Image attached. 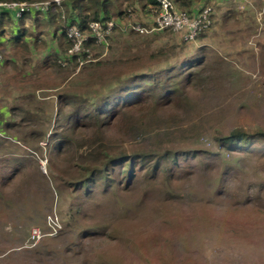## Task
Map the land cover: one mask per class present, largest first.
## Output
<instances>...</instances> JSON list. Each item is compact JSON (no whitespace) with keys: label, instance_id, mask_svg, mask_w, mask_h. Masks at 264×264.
<instances>
[{"label":"rangeland","instance_id":"rangeland-1","mask_svg":"<svg viewBox=\"0 0 264 264\" xmlns=\"http://www.w3.org/2000/svg\"><path fill=\"white\" fill-rule=\"evenodd\" d=\"M62 2L70 7L69 0ZM251 3L238 20L215 23L204 49L195 40L172 57L175 63L199 52L201 63L184 71L196 76L164 109L154 108L159 96L140 103L142 95L138 105L148 108L138 123L139 112L112 125L97 113L72 125L76 113L116 96L114 72L134 63L115 61L153 53L138 46L155 32L134 39L129 29L113 31V49H101L99 65L46 73L38 82L58 86L36 97L20 96L25 89L13 81V49L3 51L0 264H264V138H249L264 134V0ZM23 23L18 26L27 29V38L47 29L31 19ZM8 28L10 35L13 26ZM170 36L162 33L159 41ZM151 64L136 76L162 77L138 80L143 92L150 86L159 92L166 76L179 72L164 62ZM58 95L72 100L59 116L57 105H49ZM118 109L129 108L112 110ZM232 133L240 135L226 141ZM109 159L106 178L98 175L78 188ZM129 162L130 177L121 169ZM33 228L44 234L37 241L30 239Z\"/></svg>","mask_w":264,"mask_h":264},{"label":"trees","instance_id":"trees-1","mask_svg":"<svg viewBox=\"0 0 264 264\" xmlns=\"http://www.w3.org/2000/svg\"><path fill=\"white\" fill-rule=\"evenodd\" d=\"M45 0H0L1 3H10V2H24L26 4H31V3H35V2H42ZM144 1V6L141 8L143 10V13H146L148 17H151L150 12L155 9L156 7V1L155 0H143ZM173 3L175 4V6L177 8H179L180 10H185L188 13H192L195 11L191 10V6L195 3H200L201 0H172ZM204 1V3H202L201 9L209 6L212 11H211V15L209 16L210 19V26L204 30L203 32H201L197 38L196 41H202L204 38H206L207 34L210 32V30L212 29V26L214 24L213 20V16H214V7L213 5L206 1V0H202ZM69 8H66V4L63 2L60 5H50L47 9L46 12L44 13H35L37 14V16L39 17H46V23L50 24V25H54L55 27V31L56 32H60V37L63 41L60 40V43L58 45V51L57 52H53L49 55L50 57V61H51V66L55 69V72L59 73L61 71H65L66 69L69 68H75L78 66V62L76 61L75 57L73 55L69 54V51L72 48V42L71 40H69L66 37L65 34V30L67 27L69 26H75L79 29V31H81L84 34H88L89 33V23H91L92 21H101V20H115L116 18L119 19H130L129 18V13H136L132 3L128 4V6L126 8H124L122 10V8L120 7L118 10H112V9H108L109 8V4L108 2H106L105 0H69ZM65 6V8H63ZM145 9H147L145 11ZM200 9V10H201ZM6 9H3L2 11H0V30L6 26H13V20L11 19V17L9 16L8 13L5 12ZM141 11V10H140ZM113 12H116L113 14ZM27 14H23L19 20H22L24 16H26ZM116 31V28L114 29V33ZM169 33L171 36L167 37L166 40L168 42H170V44L167 42L165 44H162L159 40H161L159 36H161L162 33ZM112 33V34H114ZM134 33H130V36L133 35ZM135 33L133 35V38L136 39L137 36ZM151 34V33H150ZM1 35V33H0ZM153 37H149L146 38L145 42H142L141 45L138 46L139 49H141V47H147L152 49L154 52L146 55V56H141L140 58H138V60L134 61L133 59L131 62H129V60L127 58H125V60H121L118 62L115 61V64H124V65H128V64H132L130 66L127 67V69H120V70H116L114 72V89L115 91L118 90V93L116 94L115 97L112 98L111 101H107L106 103L100 105L99 107H95L94 110H90L87 113H84L81 115L79 113H76L73 118V122L72 125L74 126H78L81 124H85L86 120L89 118H94V116L92 115H96L97 113H104L105 116H107V121L111 120V124L115 123V121H120L122 119V121H124V117H126L127 114H131V113H135V112H139L138 116L134 119L135 123H138L139 120L142 118L141 116V111L148 108V106H144L142 104L138 105V100L139 98L143 95L142 100L140 99V103L141 101H143V99H149L151 97H155V95L159 96L160 99L156 98L157 104H155L156 106L154 108H160V109H164L166 108L169 104V101L173 99V97L175 95L178 94V90L182 91V89H184L188 84L192 83V79L196 76V73H193L191 70L192 67L196 66L197 67V62H199L200 60H198L200 58V54L199 52L196 54H191L189 56H182L181 59H178L177 61H175V63H171L170 60L175 59L174 57L176 56V58L179 56V54L181 52H183L185 45L190 44L192 42H184L181 37L179 39V41L177 43H173V38L172 35H176L173 34L172 31L170 30H164L161 32H155V34H153ZM112 36V35H111ZM111 36L108 38V43L109 40L110 41H114L113 37L111 38ZM20 39V38H17ZM16 39V41H17ZM10 45L11 48L13 49V37H10ZM156 41H158L159 44H156L154 46H152V44H154ZM15 42V40H14ZM109 46V44H108ZM84 48H88L89 52L92 53V61H88L87 63H84L81 65V67H84L85 65L91 66L92 65H99L100 61L99 58L101 56V49L102 46L98 45L95 43V41L91 38L89 39L87 42L84 43L83 45ZM108 48V47H107ZM112 45L109 46V50H112ZM83 60H87V53H85L84 51L80 52ZM205 55V54H203ZM0 56L2 58V60L5 62L6 59L4 58L3 55V51L1 49L0 46ZM181 60V61H180ZM159 63V62H164L165 64H170L172 66V69H178L179 72L177 73H170L166 76V78L162 81V83H160V91L159 92H154L153 91V86H150L148 89L145 90V92H143L142 85L140 84V82L138 83V80L142 81L145 79H149V80H156V82H159V80L161 79L160 77H162L161 74H157L154 72H150L149 74H152L153 77L151 79L148 78L147 74L143 75H137L136 76V72L138 70H143L144 67H149L153 64L151 63ZM201 63V61H200ZM199 63V64H200ZM175 64V65H172ZM80 67V68H81ZM186 69H190L187 72ZM132 72V75L129 76V73ZM134 73V74H133ZM132 76V77H131ZM66 78V76H64V78H62V83L64 82V79ZM148 80V81H149ZM171 80V81H170ZM170 81L171 85H166V82ZM177 100V98H175V101ZM72 100H70L69 97H63L62 95H58L56 97L55 100V104L57 105V113L59 116V112L62 111V107L63 106H69L72 102ZM118 107H122V108H129L127 109V112H124V110H112L115 106ZM112 107V108H110ZM153 108V109H154ZM83 111H86V108H81ZM125 114V115H124ZM99 118L101 119V121H103V119L101 118V116H99ZM141 122V121H140ZM5 129H8L7 127H5ZM239 133H232L229 134L228 136H225V140L226 141H230L232 139H235L239 136ZM261 137L264 138V134H262L261 132H257L252 136H249V138H254V137ZM247 137V136H246ZM61 148V145H58L56 147V150L59 151ZM123 160V159H122ZM124 162V161H122ZM109 164H113L112 160H106V162L104 163L102 169H94L90 172V175L88 177V179H84V180H80L78 182V188H82V189H86L87 188V182L89 180H94V177H97L98 175H101L102 177L106 178V176L103 175H107V171L105 169L106 165ZM126 167V168H125ZM125 167L122 166V170L123 169H127L128 171L126 172L127 174H129V177L132 176L133 173V164L132 163H128ZM99 173V174H98ZM103 174V175H102Z\"/></svg>","mask_w":264,"mask_h":264},{"label":"crops","instance_id":"crops-1","mask_svg":"<svg viewBox=\"0 0 264 264\" xmlns=\"http://www.w3.org/2000/svg\"><path fill=\"white\" fill-rule=\"evenodd\" d=\"M113 1H116V3L113 4V2L111 3L108 2L112 10L115 11L118 10L121 7V5H122L121 7L122 10L126 8L128 5L123 6V4L120 3V2L124 3V1L130 4L132 3L133 7L137 9L135 10L136 13H132L129 16L130 19L116 18L115 19L117 22V25L115 27L116 30L123 32L129 29V32L133 31L129 28V25L133 21H138L141 25L145 27H148L151 24L152 18L148 17L146 13H143V10L141 9L145 5L143 0H113ZM206 1L210 2L214 7L213 18L215 20L213 25H215L216 23L215 25L216 28L219 25H223L225 22L238 20V17L241 18L242 14L250 10L252 7L251 0H231V2L230 0H206ZM223 2H225V4H223ZM202 3H204V1L201 0L200 3L193 4L191 6V10L192 11L200 10ZM114 5H116V7H113ZM138 10L141 11L137 13ZM146 10L147 9H145V11ZM5 12L8 13L11 19L13 20V29L10 28V35L8 32L5 33L6 29L9 26H6L0 30L1 33L0 46L2 51L9 49L11 50L10 41L8 40H10V37H13V81L16 82L15 84L16 89L19 88L21 90L30 89L29 90L30 93H26L24 90L23 92L20 93V96L28 97V95L31 96L35 95L34 97H36L37 92L39 93L45 90L56 88L58 85L51 88L50 86H46L48 83L44 86V83L42 82L39 83L38 81L42 80L43 75H45L48 72L52 74L54 73L58 74L57 72H55V69L51 66L49 55L53 52H57L60 40L63 41L61 38L59 39L60 32L55 31L54 25H50L46 23V17L35 16L37 15L35 13L34 15H31L30 12H28L26 13L27 15L23 17L22 20H19L20 18H16L12 10H5ZM114 13L116 12H113V14ZM30 19L34 20L35 23L38 24L40 23V25L42 24L45 25L47 29L42 31L40 30L39 35H34L33 37L27 38L26 35L29 34V32L26 31L27 29L21 28L18 25L24 24L23 22L29 21ZM11 32L13 33L11 34ZM212 32L208 33L206 38L203 39V41L201 42L199 41V44H196V47H198L200 50L204 49L207 46V42L212 41L211 37H209V35H211ZM219 42H221V40ZM41 69H46V71L42 70L40 72ZM50 79L55 80V78H52V76L50 77ZM18 95H15V97H19ZM53 104L55 106V100H52L49 105L52 107ZM51 110H53V108L47 109L48 112H50Z\"/></svg>","mask_w":264,"mask_h":264},{"label":"built area","instance_id":"built-area-1","mask_svg":"<svg viewBox=\"0 0 264 264\" xmlns=\"http://www.w3.org/2000/svg\"><path fill=\"white\" fill-rule=\"evenodd\" d=\"M156 7L152 10V21L148 27L141 25L138 21H133L129 25V28L139 34H150L154 32H161L164 30H170L173 33L180 35L181 39L188 43L194 42L197 36L206 30L210 26L209 16L212 9L209 6L202 8L201 10L188 13L185 10H180L175 6L172 0H155ZM62 0H45L42 2H35L26 4L24 2H10L1 3L0 11L3 9L12 10L16 18H20L23 14L28 12L44 13L47 11L50 5H60ZM116 20H101L92 21L89 23V33L84 34L75 26H69L65 30L66 37L71 40L72 48L69 51L70 55H73L78 62V67L82 64L92 61V53L88 48H84L83 45L89 39H93L96 44L102 46V49H107L108 38L112 35L115 27ZM87 53V60H83L80 52ZM55 227L53 231L55 232ZM44 234L38 229L33 228L30 231L31 240H39Z\"/></svg>","mask_w":264,"mask_h":264}]
</instances>
